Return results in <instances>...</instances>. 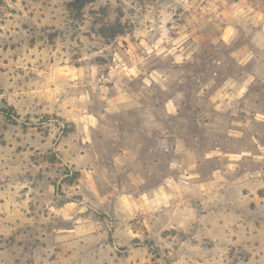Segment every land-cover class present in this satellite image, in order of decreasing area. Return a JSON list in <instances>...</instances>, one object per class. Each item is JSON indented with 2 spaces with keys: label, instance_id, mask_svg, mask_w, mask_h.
Listing matches in <instances>:
<instances>
[{
  "label": "rangeland",
  "instance_id": "374dc122",
  "mask_svg": "<svg viewBox=\"0 0 264 264\" xmlns=\"http://www.w3.org/2000/svg\"><path fill=\"white\" fill-rule=\"evenodd\" d=\"M71 1L0 0V264L247 259L264 0Z\"/></svg>",
  "mask_w": 264,
  "mask_h": 264
},
{
  "label": "crops",
  "instance_id": "0c3cea01",
  "mask_svg": "<svg viewBox=\"0 0 264 264\" xmlns=\"http://www.w3.org/2000/svg\"><path fill=\"white\" fill-rule=\"evenodd\" d=\"M249 194L251 193L243 194L242 201H246V203L248 201V204L244 206L246 212H247V206H249V203H251V201L257 202V205L259 203L258 201H264V195L260 196L258 192H256L252 198L250 197ZM261 206L263 207L262 204ZM251 208L255 209L256 212H252V210L249 207L250 210L249 213L259 212V214L257 215L258 218L261 221H264V209L263 210L260 209L259 211H257L259 209L258 206L256 208L254 207ZM241 212L238 211V207H237L236 212L229 213V217L230 219H232L231 222L232 227H228V228L231 231H228L226 228L224 230V232L229 237L230 243L244 244V243H249L251 241L254 242V243L251 242V244L248 245L250 247V249H248L250 251V256L247 259L238 262L237 264H264V224H262L261 226H257L256 227L257 229L254 230L253 229L254 220L251 219L248 214H243Z\"/></svg>",
  "mask_w": 264,
  "mask_h": 264
},
{
  "label": "trees",
  "instance_id": "16d2710c",
  "mask_svg": "<svg viewBox=\"0 0 264 264\" xmlns=\"http://www.w3.org/2000/svg\"><path fill=\"white\" fill-rule=\"evenodd\" d=\"M93 0H72L71 3L69 4V9L72 13V15L77 18L78 16H80V14L82 13L81 11L83 10V8L86 6L87 3L91 2ZM12 107V106H11ZM6 111L7 115H10L8 110H4Z\"/></svg>",
  "mask_w": 264,
  "mask_h": 264
}]
</instances>
